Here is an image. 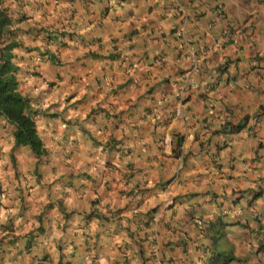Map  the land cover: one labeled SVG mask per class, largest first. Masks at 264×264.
<instances>
[{
  "label": "clouds",
  "instance_id": "9594fccd",
  "mask_svg": "<svg viewBox=\"0 0 264 264\" xmlns=\"http://www.w3.org/2000/svg\"><path fill=\"white\" fill-rule=\"evenodd\" d=\"M228 2L217 14V0H0V50L18 45L28 107L0 87V264H236L209 245L259 264L264 242L234 225L264 124L212 132L259 102L221 80L264 82L251 61L236 66L242 46L264 51V3Z\"/></svg>",
  "mask_w": 264,
  "mask_h": 264
},
{
  "label": "crops",
  "instance_id": "0c3cea01",
  "mask_svg": "<svg viewBox=\"0 0 264 264\" xmlns=\"http://www.w3.org/2000/svg\"><path fill=\"white\" fill-rule=\"evenodd\" d=\"M120 2L121 0H118V4ZM128 2L129 0H123V3H128ZM259 2L264 3V0H259ZM220 4H221V0H217V9H216L217 14H219L222 11H225L229 7L228 0H225V2L223 3V7H221ZM229 19H231V17H229ZM239 22L241 25V29L247 30L248 33L255 31L258 27L254 19L250 21L240 20ZM260 27H264V25H261ZM229 31H231L232 33L231 44H237V37L245 34L243 31H238L235 24L230 25ZM135 34L136 33H133V35ZM240 51L242 54L237 58V60L239 61V63L236 65L237 67L242 66L244 71H247L249 68V61H251V67L254 70H258L262 74H264V51H260L258 53L249 55L248 54L249 50L243 46L240 48ZM117 58L118 57L116 55H113L112 57V59H117ZM230 60H231V57H229L228 60L225 61V63H229ZM231 75H232L231 72L226 73V76H231ZM242 75L243 73H240L237 79L234 81L221 80V87L225 86V84L227 83L229 85H234L235 87L240 88L242 91L245 88H247L253 93V98L259 102L251 106L250 110L247 112L246 119L242 116L238 120H236L235 124L245 122L244 126H247L248 121L252 120L255 117H259L260 123L264 124V82H261L260 85H257L252 80V78H249L247 81H242L240 79V76ZM201 99L206 100L207 98L202 96ZM236 113H237L236 109L230 110L229 112L230 118L224 122V125L222 128L214 129L212 132V135L215 136L217 131L223 132L225 134H231V132L228 130V127H229L228 124H234ZM203 123L205 124V126H209V121L207 119L204 120ZM93 142L95 143V141ZM182 143H183L182 139L177 137V140H176L177 151H179V146L182 145ZM204 146H205L204 144H201V148H203ZM115 149H116V142H111L110 146L108 147V150L114 151ZM253 164H254V167L251 169L253 173V178L247 180V183L249 185H254V187H248L246 189H241L242 195L245 197H248V199H244L241 201V206L247 211V215L242 218V221L240 224L234 225V228L235 229L244 228L246 231L251 232V234L254 237L260 238L261 241L264 242V223H260L261 218H264V146H262L261 151L256 153L255 156L253 157ZM245 176H247V172H245ZM240 178L242 179L244 177H240ZM256 192H259L260 195L256 196L253 199L250 194L256 193ZM249 204H251V207H248ZM197 215H199V213L194 212L189 218L190 225L195 228L196 226L193 223ZM220 219L225 224H228V225L233 224L232 220L228 216H225L223 214H221ZM32 239H34V237H32ZM181 244L186 249L188 242L181 241ZM30 245H31V240H30ZM166 246H170V245H166ZM212 250L220 251L221 255L230 257V259L236 262V264H248V258L237 255L235 249L231 246L225 245V246L213 247L209 245L204 248V251L207 254V256H208V252H212ZM258 259H259V264H264V256L258 257ZM169 264H171V261L169 262Z\"/></svg>",
  "mask_w": 264,
  "mask_h": 264
},
{
  "label": "trees",
  "instance_id": "16d2710c",
  "mask_svg": "<svg viewBox=\"0 0 264 264\" xmlns=\"http://www.w3.org/2000/svg\"><path fill=\"white\" fill-rule=\"evenodd\" d=\"M0 16H3V13H0ZM10 23L8 21H0V36H3L5 34V32L7 31V24ZM18 45H16L15 43L10 44L7 48L0 50V61H6L8 64V69L6 72L0 73V87H3L4 84H8L10 87L8 88L7 91V95L11 96L14 100L16 101H20V109L21 110H28L27 104L23 102V97L19 96L16 91H15V76H14V72L16 71L15 66L12 65L11 60L13 59V57L11 56V48L12 47H16ZM50 55V54H49ZM52 62L55 63V59L54 57H52ZM6 110L5 109H0V115H3L4 112ZM27 118V117H26ZM245 122H241V123H237L234 125H229L228 130L230 132H232L233 127L234 126H244ZM228 131V132H229ZM43 154V153H42ZM211 228L212 225H208L206 229H199L201 231H207V232H211ZM219 256L218 254H212L209 257L208 263L207 264H214V262L212 261L214 257ZM222 256V255H221Z\"/></svg>",
  "mask_w": 264,
  "mask_h": 264
},
{
  "label": "rangeland",
  "instance_id": "374dc122",
  "mask_svg": "<svg viewBox=\"0 0 264 264\" xmlns=\"http://www.w3.org/2000/svg\"><path fill=\"white\" fill-rule=\"evenodd\" d=\"M38 172H39V170H37V173L36 174H38Z\"/></svg>",
  "mask_w": 264,
  "mask_h": 264
}]
</instances>
